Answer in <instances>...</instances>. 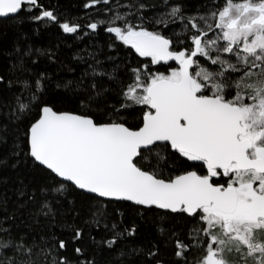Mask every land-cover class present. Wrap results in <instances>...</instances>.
Here are the masks:
<instances>
[{
  "label": "snow or ice",
  "instance_id": "obj_1",
  "mask_svg": "<svg viewBox=\"0 0 264 264\" xmlns=\"http://www.w3.org/2000/svg\"><path fill=\"white\" fill-rule=\"evenodd\" d=\"M111 2L90 0L85 7ZM225 3L222 10L207 16L191 14V19L177 4L167 20L155 21L165 28L190 30V39L148 30L139 10L132 15L140 23L120 13L99 25L90 23L93 32L107 24V33L140 57H150L152 65L170 61L177 65L169 66L167 74L152 73L146 66L132 68L133 82L119 93L120 107L110 109L113 118L104 123L89 114L61 111L48 99L52 78L34 66L40 58L52 61L54 53L32 46L15 49L11 77L5 80L0 75V84H6L10 92L9 98L0 94V146L15 144L23 125L28 156L51 174L53 183L41 188L37 211L30 214L33 219L52 214L71 185L97 201L90 210L92 224L97 231L103 228L105 235L98 242L91 236L93 245L119 253L125 264L165 261L158 259V245L130 243L138 231L136 224H126L119 207L109 212L112 202L156 211L161 232L169 217L191 218L184 240L171 233L176 236L177 264H189L193 249L204 252L195 264H224L217 257L234 246H246L249 257L258 253L257 264H264V244L253 242L254 233L264 231V0ZM144 7L139 5L141 10ZM208 7L218 9L219 0ZM22 13L33 23L55 22L64 33H77L80 27L60 23L58 15L40 0H0V18H18ZM185 44L188 47L181 50L179 46ZM92 59L97 67L89 65L90 82L81 78L75 88L71 80L56 84L57 89L73 91L81 107L108 103L110 89L98 78L110 83L118 78L98 58ZM253 75L257 82L246 83L244 78L250 81ZM138 106L147 110L142 111V126L133 130L121 117ZM12 151L20 154L15 148ZM177 155L200 162L204 174L188 171L165 179L163 170H173L169 164ZM5 163L0 159V166ZM220 179L225 183H218ZM20 195L35 202L34 193ZM9 220L14 217H0V264H41V260L42 264H71L60 253L69 242L83 244L80 227H71L70 241L52 234L33 235L30 243L27 235H12ZM40 252L42 258L37 255ZM75 253L77 264H99L82 246L75 247Z\"/></svg>",
  "mask_w": 264,
  "mask_h": 264
},
{
  "label": "trees",
  "instance_id": "obj_2",
  "mask_svg": "<svg viewBox=\"0 0 264 264\" xmlns=\"http://www.w3.org/2000/svg\"><path fill=\"white\" fill-rule=\"evenodd\" d=\"M251 0H232L233 4L250 2ZM46 8L53 10L59 18L60 23L68 22L71 25H79L77 33H64L55 22L33 23L27 19L26 14H21L18 18H9L0 21V75L5 80L11 77V67L13 65V56L16 48H41L50 50L54 53L52 61L47 58H40L39 63L34 66L35 71H46L52 78L50 87V96L56 108L61 111H68L77 114H89L98 123H104L113 118L114 113L110 109L119 108L118 99H122L119 93L126 89V85L132 81V68H145L152 73H164L169 65H152L150 57H140L133 49L118 41L113 34L107 33L104 26H99L97 31L93 32L88 25L92 22L108 20L116 13L128 15L133 23H140L139 18L133 16L138 10L143 13V26L148 30L160 31L166 36L176 39H190L193 34L190 30L183 27L165 28L155 24L157 19L167 20L168 13L177 4H180L186 14L209 15L213 10H222L227 6L225 0H219L220 7L212 9L210 4L216 3V0H112L110 4H97L86 8L85 5L90 0H40ZM143 4L144 9H139ZM107 9V11H106ZM36 13H33L35 15ZM218 20V16L216 17ZM119 26V25H116ZM111 45V47H110ZM181 50H185L188 45H180ZM96 57L103 64L104 68L110 71L118 78L114 83H110L107 78L100 79L98 82L110 89L107 95L108 103L99 104L90 103L86 107H81L73 91L64 88L57 89V83L73 81L72 87L75 88L76 82L84 78L90 82L91 77L89 65L97 67L93 62ZM173 67V66H172ZM246 83H256L257 76L253 75L249 81L244 78ZM82 90V89H81ZM0 94L4 98L10 97V92L6 84H0ZM95 99H99L96 97ZM147 110L145 106H138L135 111H130L121 119L126 121V126L133 130L142 126V111ZM19 135L15 137L16 143H9L0 146V159L6 161L0 166V217L13 216L14 220H9L12 225L13 236L27 235L29 242L33 235H43L45 237L56 234L60 238L71 240L68 233L71 227H80L84 229L83 244L69 242L67 249L60 255L68 257L71 264H77L75 247L82 246L85 254L94 257L99 264H113L120 260L121 264L125 261L119 253L101 249L99 243L93 245L91 236H95L97 242L105 235L103 228L100 231L95 229L92 224L90 210L96 206L97 201L90 195L84 194L74 186L69 185L65 192V199H62L55 205L54 211L47 217L33 219L31 213L37 211V205L41 199V188L51 186L53 183L49 171L35 163L27 154V142L23 139L24 127L18 129ZM15 148L20 154L17 156L12 151ZM152 155H155L153 153ZM164 153L161 151V156ZM147 163V161H145ZM169 167L173 169L163 170L164 178L175 177L188 170H196V166L189 165L178 155L175 156V162L170 163ZM22 191L34 193L35 202H29L28 196H21ZM119 207L126 224L135 222L138 229L136 237L130 243L136 246H156L159 247L158 259L165 261V264H177V257L174 255L173 241L176 236L184 240V234L189 230L192 223L191 218L187 216L176 215L168 218L166 229L161 232L158 225L162 222L161 216L156 211L137 210L134 206L122 202L109 203L108 211L112 212ZM47 243V240L44 241ZM146 251V248H142ZM204 252L201 249H193L188 254L189 264L198 262ZM43 257V252L37 254ZM230 264H257L256 260L249 257L246 253H230ZM55 258V257H54ZM42 264V260H41ZM182 264V262H181Z\"/></svg>",
  "mask_w": 264,
  "mask_h": 264
},
{
  "label": "rangeland",
  "instance_id": "obj_3",
  "mask_svg": "<svg viewBox=\"0 0 264 264\" xmlns=\"http://www.w3.org/2000/svg\"><path fill=\"white\" fill-rule=\"evenodd\" d=\"M261 0H251L249 3H259ZM242 48V45H241ZM174 67V66H173ZM254 243L258 244H264V231L257 230L256 233H254ZM247 247L246 246H240L239 249H237L235 246L231 248V250H225L223 251L217 258L224 260V264H230V257H234L233 255H230V253L240 252V253H246L247 254ZM256 262L259 260V254H254ZM253 258V257H252Z\"/></svg>",
  "mask_w": 264,
  "mask_h": 264
},
{
  "label": "flooded vegetation",
  "instance_id": "obj_4",
  "mask_svg": "<svg viewBox=\"0 0 264 264\" xmlns=\"http://www.w3.org/2000/svg\"><path fill=\"white\" fill-rule=\"evenodd\" d=\"M182 159L185 160L190 166L191 165L196 166V170H188V171H197L198 174H204L205 168H204V166H202V164L200 162H190V161H187L186 158H182ZM188 171H185L183 174H185ZM218 183L224 184L225 180L224 179H220L218 181Z\"/></svg>",
  "mask_w": 264,
  "mask_h": 264
},
{
  "label": "water",
  "instance_id": "obj_5",
  "mask_svg": "<svg viewBox=\"0 0 264 264\" xmlns=\"http://www.w3.org/2000/svg\"><path fill=\"white\" fill-rule=\"evenodd\" d=\"M9 18H13V17H7V18H0V21H2V20H5V19H9ZM161 64H164L163 62L161 63ZM164 65H169V66H174V67H176L177 65L175 64V62H172V61H170V62H168V64H164ZM42 167V166H41ZM186 174V173H185ZM78 190V189H77ZM80 191V190H79ZM80 192H82V193H84V194H87V193H85V192H83V191H80ZM87 195H90V194H87ZM91 196V195H90Z\"/></svg>",
  "mask_w": 264,
  "mask_h": 264
}]
</instances>
